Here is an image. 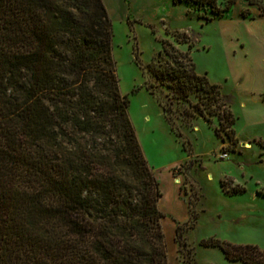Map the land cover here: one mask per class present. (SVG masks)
<instances>
[{"label":"trees","instance_id":"trees-1","mask_svg":"<svg viewBox=\"0 0 264 264\" xmlns=\"http://www.w3.org/2000/svg\"><path fill=\"white\" fill-rule=\"evenodd\" d=\"M193 1L223 15L234 0ZM110 36L102 0H0V264H168L157 182L119 92ZM176 37L187 50L162 41L164 59L148 71L174 97L193 95L192 108L233 140L227 97L195 72L188 35ZM202 244L264 264L254 244Z\"/></svg>","mask_w":264,"mask_h":264},{"label":"rangeland","instance_id":"rangeland-1","mask_svg":"<svg viewBox=\"0 0 264 264\" xmlns=\"http://www.w3.org/2000/svg\"><path fill=\"white\" fill-rule=\"evenodd\" d=\"M102 1L119 92L157 182L168 264H243L202 241L264 248V0H234L223 15L193 0ZM178 31L195 72L227 97L233 140L192 108L193 95L174 97L148 71L164 59L162 41L187 50Z\"/></svg>","mask_w":264,"mask_h":264},{"label":"crops","instance_id":"crops-1","mask_svg":"<svg viewBox=\"0 0 264 264\" xmlns=\"http://www.w3.org/2000/svg\"><path fill=\"white\" fill-rule=\"evenodd\" d=\"M103 3H104V6H105V8H106V10H107V6H106V4H105V2L103 1Z\"/></svg>","mask_w":264,"mask_h":264}]
</instances>
